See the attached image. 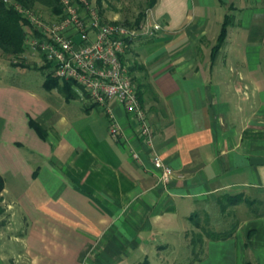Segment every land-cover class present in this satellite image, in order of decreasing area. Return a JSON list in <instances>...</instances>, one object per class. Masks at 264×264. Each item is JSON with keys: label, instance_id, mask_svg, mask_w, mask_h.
<instances>
[{"label": "crops", "instance_id": "obj_1", "mask_svg": "<svg viewBox=\"0 0 264 264\" xmlns=\"http://www.w3.org/2000/svg\"><path fill=\"white\" fill-rule=\"evenodd\" d=\"M145 1L96 8L115 19ZM143 13L160 27L123 58L149 143L115 99L107 112L62 79L47 89L59 101L0 82V264H264V0H154Z\"/></svg>", "mask_w": 264, "mask_h": 264}, {"label": "built area", "instance_id": "obj_2", "mask_svg": "<svg viewBox=\"0 0 264 264\" xmlns=\"http://www.w3.org/2000/svg\"><path fill=\"white\" fill-rule=\"evenodd\" d=\"M5 1L27 20L22 43L39 64L48 63L52 76L68 80L78 94L107 112L109 100L118 101L125 112H131L137 119L136 130L144 143L151 141L150 127L138 105L123 52L131 39L150 36L157 30L160 27L157 22L144 20L136 26H127L109 21L98 14L90 0H58L61 11L49 14L48 19L15 0ZM108 119L107 130L114 137L118 126L111 114ZM149 157L154 169L159 170L158 180L167 181L171 173L169 165L155 152Z\"/></svg>", "mask_w": 264, "mask_h": 264}, {"label": "trees", "instance_id": "obj_3", "mask_svg": "<svg viewBox=\"0 0 264 264\" xmlns=\"http://www.w3.org/2000/svg\"><path fill=\"white\" fill-rule=\"evenodd\" d=\"M16 3L18 2L20 5L30 7L35 5L34 3L42 4L43 6H46L50 14H57L61 11V4L58 2V0H15ZM100 0H93L95 2V7L100 4ZM154 0H146L143 9L138 10L136 12V15L133 16L132 20H125V21H116L119 23H122V25H127V26H136L138 23L142 21L144 18V13L143 10L145 8H148L152 5ZM232 19V16L230 13L225 12L223 14L222 21H220V27L217 32L216 36V42L215 45H213L212 49H215L219 43L222 41L224 38V34L226 32V26L229 24L230 20ZM27 25V20L20 16V13L14 9V7L8 3L7 1L0 0V49L3 51L14 54L19 56V53L21 54L23 51H25V45L22 43V40L25 35L24 27ZM16 65H30L28 63L24 62H18L14 63ZM32 68H37L38 70H42L43 72V79H41L40 83L41 85L47 89L53 87V86H58L59 87V82H57V77H54L51 75L50 70H45L48 66V63H43L41 65H35L31 64ZM128 73H129V79L132 81H137V79L130 74V67L128 66ZM62 82V88L64 89V94L66 96L73 94L72 89H71V82L68 80H61ZM135 87V92L137 93L139 97V83H134L133 84ZM94 104V103H93ZM27 122L34 128L37 133L40 136H43L39 131L40 126L37 123H34L31 118L27 119ZM3 185V177L0 175V190ZM235 200V199H234ZM191 214H194L192 212ZM208 236H213L212 238H223L224 236L227 235L226 232L223 234L217 233V232H207ZM141 264H146L145 261L142 260ZM242 264H258V263H252L248 261H244Z\"/></svg>", "mask_w": 264, "mask_h": 264}, {"label": "rangeland", "instance_id": "obj_4", "mask_svg": "<svg viewBox=\"0 0 264 264\" xmlns=\"http://www.w3.org/2000/svg\"><path fill=\"white\" fill-rule=\"evenodd\" d=\"M113 3H115V1ZM34 4L35 5L31 6V8L30 7H28V8L33 9L35 12L40 13V16H42L45 19H48L49 18L48 16L50 14L49 9L46 6H43L42 4H38V3H34ZM124 11L125 10L122 9V11L118 12L116 14L115 19L110 18L111 15L110 16L105 15L102 12H99L98 14L103 19H109V18L111 20L118 19V21H122V22L125 20L131 21L132 17L135 14H127ZM143 21L144 20H142L141 22H143ZM145 21H147V20H145ZM35 58L36 57H31V55L29 54L27 49H25V51H23L21 54L19 53V56L8 53V52L5 53V51L0 49V82H6V84H8V83L16 84L20 87L22 86V87L28 88L30 90H33V92L39 93V94L47 95V93H49L48 95L50 98H53L54 101L56 99H58V101H59V97L61 95H59L58 92L56 93L54 88H52L50 90H46L45 88L42 87V85L40 83L41 79H43L42 70H38L37 68H32V66H30L31 64L32 65L33 64H35V65L39 64ZM18 62L19 63L24 62V63H28L30 65L25 64V65L19 66V65L14 64V63H18ZM177 256L183 257V253H182V255H177Z\"/></svg>", "mask_w": 264, "mask_h": 264}]
</instances>
